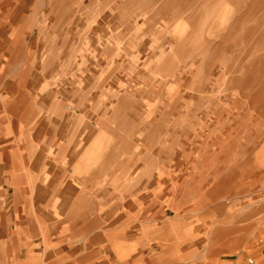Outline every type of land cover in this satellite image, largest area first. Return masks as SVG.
<instances>
[{"label": "crops", "instance_id": "0c3cea01", "mask_svg": "<svg viewBox=\"0 0 264 264\" xmlns=\"http://www.w3.org/2000/svg\"><path fill=\"white\" fill-rule=\"evenodd\" d=\"M103 1L0 0V264L264 256V204L245 212L248 240L237 253L236 218L216 208L181 212L188 201L164 191L168 144L156 141L168 119V37L154 16L140 22L126 5L111 11ZM210 1L168 6L191 9L189 23L213 13L211 28L220 30L227 17ZM135 156L144 163L127 165Z\"/></svg>", "mask_w": 264, "mask_h": 264}, {"label": "rangeland", "instance_id": "374dc122", "mask_svg": "<svg viewBox=\"0 0 264 264\" xmlns=\"http://www.w3.org/2000/svg\"><path fill=\"white\" fill-rule=\"evenodd\" d=\"M92 1L91 6L99 3ZM148 1L106 0L102 7L116 11L126 5L125 15L135 13L140 22L152 15L168 37V119L156 141L157 149L168 144L162 187L175 202L188 201L179 205L181 212L216 208L222 218H236L238 253L248 240L242 235L245 212L264 204V0H211L227 17L220 30L211 28L213 13L189 23L191 9ZM243 17L234 27L233 20ZM156 102L164 105V97ZM138 159L125 157L131 166L144 163ZM157 159L161 165L165 157ZM181 165L192 171L181 172ZM200 198L206 204L198 205ZM248 258L264 264L263 255L245 254L246 264Z\"/></svg>", "mask_w": 264, "mask_h": 264}, {"label": "built area", "instance_id": "2783aa9c", "mask_svg": "<svg viewBox=\"0 0 264 264\" xmlns=\"http://www.w3.org/2000/svg\"><path fill=\"white\" fill-rule=\"evenodd\" d=\"M248 262H249L250 264H256V263H257L253 258H249V259H248Z\"/></svg>", "mask_w": 264, "mask_h": 264}]
</instances>
